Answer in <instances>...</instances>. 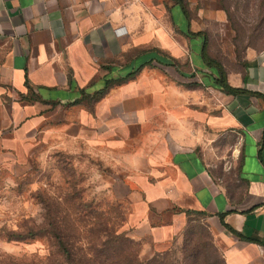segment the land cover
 <instances>
[{"label": "crops", "instance_id": "0c3cea01", "mask_svg": "<svg viewBox=\"0 0 264 264\" xmlns=\"http://www.w3.org/2000/svg\"><path fill=\"white\" fill-rule=\"evenodd\" d=\"M126 1L0 0V164L28 151L35 118L47 123L56 106L81 111L119 163L128 237L164 247L198 212L225 264H264L255 241H264V49L226 73L242 89L226 93L202 57L203 35H193L201 31L190 29L189 0L188 17L163 0L185 43L178 54L157 44L160 26ZM217 167L233 169L228 180Z\"/></svg>", "mask_w": 264, "mask_h": 264}, {"label": "rangeland", "instance_id": "374dc122", "mask_svg": "<svg viewBox=\"0 0 264 264\" xmlns=\"http://www.w3.org/2000/svg\"><path fill=\"white\" fill-rule=\"evenodd\" d=\"M163 2L128 0L122 6H133L160 26L157 44L178 54L185 43ZM189 9L190 29L203 32L209 57L226 73L239 71L251 54L264 49V0H189ZM167 25L168 36L162 32ZM143 26L148 30L146 22ZM202 73L200 77L206 75ZM43 120L47 123L34 120L37 128L24 147L28 151L17 161L9 157L0 164V264L61 263L65 252L58 249L52 226L76 255L91 254L106 242L118 261L127 250H135L141 262L156 257L154 264H184L197 241L207 249V264H225L219 240L207 218L198 213L190 214L182 231L164 247L117 240L118 234H125L127 211L115 194L119 163L107 160L105 131L99 125L88 130L81 111L66 106L48 110ZM39 124H46L45 129ZM214 174L225 180L230 176L222 175L219 167Z\"/></svg>", "mask_w": 264, "mask_h": 264}, {"label": "trees", "instance_id": "16d2710c", "mask_svg": "<svg viewBox=\"0 0 264 264\" xmlns=\"http://www.w3.org/2000/svg\"><path fill=\"white\" fill-rule=\"evenodd\" d=\"M174 1L177 5H179V7L181 8L182 12L188 17V9H187V3L185 2V0H172ZM202 34L203 32H198L196 34L193 35H199ZM202 57L205 60V63L210 67L213 68L214 70L217 71V78L215 79V81L217 82V84H219L222 89L226 92V93H230V94H236L238 92H241L242 89L240 88H233L231 86H229V84L226 81V71L224 70L223 66L218 63L216 60L212 59L209 57L208 55V51H207V43H206V38L203 35V41H202ZM172 66L173 64H168L167 62H165L164 66ZM134 73V72H133ZM131 74H129L128 76H130ZM115 83L114 81H106L105 84V90L111 85ZM104 89L101 91L103 92ZM100 92V93H101ZM194 213H198V212H189L187 213V216H190V214H194ZM200 214V213H198ZM220 220L221 223L223 224V226L230 231L231 233L241 237V238H245L244 236H242L240 233L236 232L235 230H233L231 227H229L227 224H225L223 222L222 216H220ZM52 232L54 233L55 237L58 238L57 241V247L59 250L65 252V258L64 260L59 263V264H154V261L156 259V257H153L145 262H141L138 258L137 252L134 251H128L127 254H124V258H122V261H118L116 258L115 253H114V249H112V247L110 249H107V244L106 242L100 243L99 245H97L96 247H94L93 252L90 253H81V255H76L75 253L72 254V252H70L72 249H69L67 247V244H65V242L62 240L61 235L59 234V232L57 231V227L56 226H52ZM117 240H121L123 242L128 243L129 245L135 243L134 240H132L130 237H128L126 234H118L115 237ZM259 245L263 246L264 248V241L263 240H255ZM189 241H187L188 244ZM189 245H187V248L190 249ZM109 250V251H108ZM207 249L203 246H200V244L196 241L193 243L191 249H190V253L187 254L185 260H187L186 262H184V264H207L206 259H207ZM225 263V262H224Z\"/></svg>", "mask_w": 264, "mask_h": 264}]
</instances>
